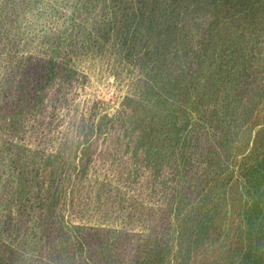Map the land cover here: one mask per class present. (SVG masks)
<instances>
[{"label": "rangeland", "instance_id": "rangeland-1", "mask_svg": "<svg viewBox=\"0 0 264 264\" xmlns=\"http://www.w3.org/2000/svg\"><path fill=\"white\" fill-rule=\"evenodd\" d=\"M0 264H264V0H0Z\"/></svg>", "mask_w": 264, "mask_h": 264}]
</instances>
